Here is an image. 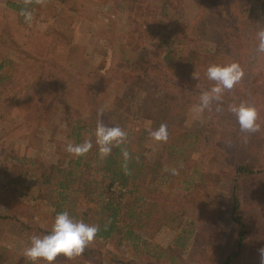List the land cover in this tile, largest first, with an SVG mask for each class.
<instances>
[{
    "label": "trees",
    "instance_id": "trees-1",
    "mask_svg": "<svg viewBox=\"0 0 264 264\" xmlns=\"http://www.w3.org/2000/svg\"><path fill=\"white\" fill-rule=\"evenodd\" d=\"M4 1L6 8L16 13L17 20L14 24H5L0 18L1 47L5 37L1 32L18 30L22 24L27 26L19 14L24 8L23 0ZM169 2L172 0H164L166 5ZM249 2L244 0L240 4L239 0H232L231 8L234 9L228 11L227 18L218 17L212 22L209 19V39L203 41L191 34L196 29L187 31L176 17L175 38L160 42L164 45L162 61L166 65L160 69L161 76L129 69L131 59L124 54L121 60L112 61L109 77H114L116 84L135 86L141 79H148L145 85L149 90L135 89L129 98L127 113L117 108L108 119L102 117L106 125H118L127 132V142L121 147H126L132 156L130 175H125L121 168V148L114 147L112 153L101 160L95 144V127L101 119L98 113L105 100L102 95L105 85L98 82L106 81L102 74L88 83H82L83 80L74 83L79 109L69 124L68 143L91 139L92 149L79 158L64 151L51 165L19 160L24 167L27 163L30 165L31 170L26 169L25 174L40 184L37 200L50 207L54 216L67 211L76 220L98 224L100 231L95 240L113 242L138 255L145 253L153 260L147 263L118 258L108 260L98 251L99 260H96L91 259L93 250L86 247L81 256L70 260L64 257L66 261L74 264H177L181 254L189 250L190 260L195 254L203 259L211 251L209 256H213L214 264H260L258 250L264 248V71L254 69L258 55L256 37L260 30L247 27L249 34L241 33L237 12H244L243 18L250 22L253 19L249 18L254 17L264 25V0L256 9L255 6L251 8L255 11L246 12ZM39 6L33 3L28 7L33 14ZM186 31L187 34H183ZM9 34L18 40L14 31ZM250 41H253V49H250ZM232 62L239 63L244 77L232 90L225 91L220 102H213L211 108L206 109V119L217 128V135L209 149L200 151L196 134L176 131L172 124L176 112L168 102H177L182 97L185 101L200 103L201 92L214 85L207 78V68ZM10 65L11 61L0 62V83L9 79L4 74L6 66ZM132 78L135 83L130 85ZM241 102L257 109L259 132L245 134L240 131L237 118L228 111V106ZM218 104L219 112L216 111ZM162 122L168 124L169 138L167 142L156 143L149 132ZM172 160L190 164L180 178L174 179L164 170ZM115 184L123 191L114 193ZM223 184L227 186L230 219L226 227L219 225L222 205L216 194ZM190 209L200 212L209 226L208 234L200 240L194 239V222L187 219ZM20 225L34 235L50 233L27 224Z\"/></svg>",
    "mask_w": 264,
    "mask_h": 264
},
{
    "label": "rangeland",
    "instance_id": "rangeland-1",
    "mask_svg": "<svg viewBox=\"0 0 264 264\" xmlns=\"http://www.w3.org/2000/svg\"><path fill=\"white\" fill-rule=\"evenodd\" d=\"M260 1L250 0L246 12L255 11ZM231 5L232 0H172L168 5L164 0H47L44 6L35 8L27 26L22 24L18 30L1 32L5 37L0 46V62L11 61V65L6 66L4 74L9 79L0 83V264H33L23 253L34 234L20 223L51 232L55 219L52 209L37 200L40 184L25 174L26 169L31 170L30 165L27 163L24 167L19 160L51 165L64 154L69 124L79 109L74 83L81 80L88 83L96 80L98 74L104 75L106 81H98L105 85L102 91L105 100L101 106L104 117L108 119L117 108L127 113L132 94L138 89L149 90L145 85L148 79H141L135 86L116 84L114 77H109L112 61L121 60L124 54L131 59L129 69L161 76L160 69L166 65L162 61L164 45L160 42L175 38L176 17L187 31L196 29L191 34L203 41L209 39V19L212 22L218 17L227 18L228 11L234 9ZM254 6L255 9H251ZM243 15L244 12H237L241 33L249 34L247 27L264 28L254 17L249 19L257 22H250ZM0 18L5 24H14L17 20L16 13L6 8L4 0H0ZM13 31L18 40L9 36ZM248 43L253 49V41ZM251 52L246 53L247 58ZM256 56L254 69L264 71V53ZM132 83H135L133 78L130 85ZM198 104L182 97L177 102H168L176 112L172 117L176 131L196 134L197 148L204 151L213 144L217 128L207 121L206 110L202 113L193 110ZM180 163L172 160L169 168H179ZM182 164L179 175L169 173L172 178H180L190 165ZM112 190L120 192L113 187ZM216 194L222 205L219 225L226 227L225 224H230L227 186H220ZM3 217L10 218L4 220ZM187 219L194 222L195 240L208 234L209 226L200 212L190 209ZM87 248L93 250L91 259L96 260H99L98 251L108 260L153 261L145 253L138 255L113 242L94 240ZM209 254L211 251L203 259L195 254L190 260L188 250L181 254L177 264H214ZM74 263L63 256L57 257L55 262ZM35 264H45V261L38 260Z\"/></svg>",
    "mask_w": 264,
    "mask_h": 264
},
{
    "label": "clouds",
    "instance_id": "clouds-1",
    "mask_svg": "<svg viewBox=\"0 0 264 264\" xmlns=\"http://www.w3.org/2000/svg\"><path fill=\"white\" fill-rule=\"evenodd\" d=\"M24 8L21 9L20 15L24 17L26 23L33 19L32 12L29 10L33 3L44 6L47 0H23ZM258 45L257 52L264 53V28L257 33ZM207 78L214 82V85L201 92L200 103L194 106V111L202 113L210 109L213 102H220L225 91H230L244 77V70L239 63L232 62L227 65H210L207 68ZM193 78L196 79L194 72ZM216 111H221L219 104ZM228 111L236 116L240 131L245 134H254L260 131L261 125L257 122L259 119L258 111L254 106L244 102L239 105H229ZM98 115L101 117L95 127V144L98 146V152L101 160L106 159L114 147L121 148L122 163L121 168L125 175H130L129 162L132 159L131 154L126 147L121 145L127 142V132L120 126H108L104 123L103 111ZM149 135L156 143L167 142L169 138L168 124L162 122L155 130H150ZM247 136L245 137V140ZM93 147L91 139L83 143L69 142L65 151L77 158L85 156ZM183 167L182 162L179 168H165L173 176L180 174ZM110 223V221H108ZM100 226L98 224H87L83 220H76L69 215L67 211L58 213L55 216L54 223L49 234L39 236L33 235L30 238V246L24 250V257L35 264L38 260L45 261V264H55L57 257L63 256L67 259L81 256L96 238ZM260 255V264H264V248L258 250Z\"/></svg>",
    "mask_w": 264,
    "mask_h": 264
},
{
    "label": "built area",
    "instance_id": "built-area-1",
    "mask_svg": "<svg viewBox=\"0 0 264 264\" xmlns=\"http://www.w3.org/2000/svg\"><path fill=\"white\" fill-rule=\"evenodd\" d=\"M117 189V190H120V191H123V189L118 185V184H115L114 186H113V189Z\"/></svg>",
    "mask_w": 264,
    "mask_h": 264
}]
</instances>
